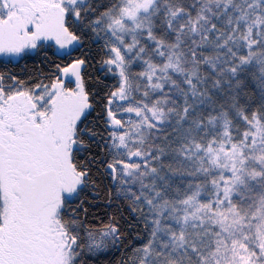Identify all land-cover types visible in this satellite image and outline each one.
I'll list each match as a JSON object with an SVG mask.
<instances>
[{
	"label": "snow or ice",
	"instance_id": "6c2138e0",
	"mask_svg": "<svg viewBox=\"0 0 264 264\" xmlns=\"http://www.w3.org/2000/svg\"><path fill=\"white\" fill-rule=\"evenodd\" d=\"M0 264H264V0H0Z\"/></svg>",
	"mask_w": 264,
	"mask_h": 264
}]
</instances>
